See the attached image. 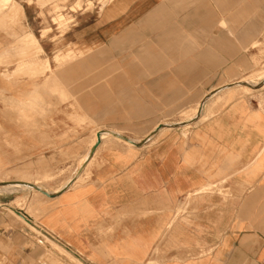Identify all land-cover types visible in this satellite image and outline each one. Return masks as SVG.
<instances>
[{
  "label": "crops",
  "instance_id": "obj_1",
  "mask_svg": "<svg viewBox=\"0 0 264 264\" xmlns=\"http://www.w3.org/2000/svg\"><path fill=\"white\" fill-rule=\"evenodd\" d=\"M21 17L0 20V103H21V125L0 105V171H76L100 129L137 142L101 137L32 213L0 193V264H43L16 214L79 264H264V81L231 85L264 67V0H114L65 49ZM195 101V120H159Z\"/></svg>",
  "mask_w": 264,
  "mask_h": 264
},
{
  "label": "rangeland",
  "instance_id": "obj_2",
  "mask_svg": "<svg viewBox=\"0 0 264 264\" xmlns=\"http://www.w3.org/2000/svg\"><path fill=\"white\" fill-rule=\"evenodd\" d=\"M113 2L114 0H0V20L4 23V25L10 22L15 26L21 22V15L27 12L31 17V25L35 30H39V35L41 36L40 39L42 41L50 44V40L56 39L55 43L57 44L58 48L65 49L67 47L65 40V35L67 32L70 33L71 36H73V34L74 36H77L76 28L78 26H80L81 24H85L88 21H92L94 18H91V15L95 16L98 13H102L103 9H105V7H107L108 5H111ZM27 7L28 9L26 11ZM31 35L33 36V34ZM20 39L18 40V44L21 45ZM22 43L28 49V52H30L31 57H34L35 55L39 54V52H42L39 47L38 41L34 42L30 35L25 37ZM18 57L21 60V54H19ZM256 65L258 66L259 63H257ZM43 71L44 66H42L41 72ZM254 72L255 71H252L250 74L241 78H249V76H251ZM18 73L19 74L17 75H21V68ZM255 80L256 83L260 84L264 81V77L260 79L256 76ZM254 91H249L247 93L242 91V93L239 95L251 94L254 93ZM197 103V101L186 102L185 108H180L179 106H175L174 103H171L170 113L171 115L175 116L159 120H162V122H179L185 120L193 113L192 108L195 107ZM2 104L4 105L5 109H8L7 111L18 115L16 121L21 125V103L1 102L0 105ZM221 104L222 102H219L218 105ZM220 109H217V111ZM1 134L3 133H0V143L2 142L3 138L5 144L8 145V147L12 148L14 146L12 141H15L13 139V136L7 133L3 135ZM32 171L33 169L29 167H21V165L13 166L9 169H3V171H0V177L10 179L21 177L28 178L32 181L37 180L41 182V185L49 187L51 189L49 190L50 192H57L61 188V186L66 183L65 179L69 176H73L72 174L75 171V166L59 167L57 171H53L52 173L44 172L43 174H40L39 172V174L36 176L33 175ZM88 177L89 172L85 173L81 183L85 182ZM74 178H71L70 182ZM0 193H3L7 196L11 206L19 207L20 209L25 208V210H27V212L29 213H32V201H30V198H32L31 193L33 197H43L39 194L37 195L34 191H31L29 189L14 190L11 192L0 191ZM29 193V196L23 197L24 195H28ZM16 215H14L15 219L17 221H20V223H22L21 225H25V227H28V229L31 230H29L30 233L28 231L26 236L31 238L32 241H38V243H40L42 250L41 261L43 264H79L78 261H75V259L69 257V255L66 253V251L70 252L74 256V258L77 259L73 252L57 242L53 243L49 241V239L45 237L47 236V234L39 229H37L38 231H36V229L23 222V220H27L21 214ZM21 218H23V220H21ZM51 240L55 241L54 239ZM192 254V252H189L190 256H192ZM6 262L7 261L4 260L1 262V264H6Z\"/></svg>",
  "mask_w": 264,
  "mask_h": 264
},
{
  "label": "bare ground",
  "instance_id": "obj_3",
  "mask_svg": "<svg viewBox=\"0 0 264 264\" xmlns=\"http://www.w3.org/2000/svg\"><path fill=\"white\" fill-rule=\"evenodd\" d=\"M30 37L32 38V40L34 42L37 41L34 36L30 35ZM256 76L259 77L260 79H262V77H264V68L263 67L260 70L259 69L258 70H255V72L251 76H249V78H244V79H242L240 81L231 83V85L233 84L232 87L233 86L236 87L234 89L233 96H238L239 94L242 93V91L247 93L249 91H254V90H257L258 88H262V87H260L261 83L260 84L256 83V80H255V77ZM226 86L228 87L229 85H225L223 87L226 88ZM225 103H226V101L224 103H222V105H224ZM202 107L203 106L198 105L196 107V109H195V113L193 115H190L187 119L182 120L181 122H187L188 123L189 121L195 120L193 118V116L195 114L196 115H199L198 113H200L199 111H200V109H202ZM164 126H167L166 123H161L158 127L159 128L160 127L163 128ZM99 133L101 134V137L110 136V137H113V138L118 139V140H121V141L129 142L128 140H125L123 138V136H125V135H123L122 133H120V132H118L116 130L114 131V130H110V129H100L98 132H95V135H94L93 142L91 144L90 150L87 153L88 155L84 156L79 161L78 166H77V169H76L75 173L72 176V178H74V177L75 178L71 182L69 180L64 185H62L61 188L57 192H55V193L50 192L48 188H46L44 185H41L40 184L41 182H39L37 180L32 181V180H30L28 178H21V177L20 178H15V179L0 177V191L11 192V191H14V190L29 189V190L34 191L37 194H41V195H43L45 197H54V196L59 195L60 193H62L63 191H65L67 188H69L70 186H72L73 184H75L76 181L79 179V176H80L79 174L81 173V171L83 170V168H85L86 165L89 163V161H90L93 153L96 150L95 149L93 151L94 147L98 143V134ZM149 137H150V135H148L144 140H147V138H149ZM127 138L131 142H137L134 139H131L129 137H127ZM36 187L39 188V189H37ZM21 220H23V218H21ZM23 221H25V220H23Z\"/></svg>",
  "mask_w": 264,
  "mask_h": 264
},
{
  "label": "water",
  "instance_id": "obj_4",
  "mask_svg": "<svg viewBox=\"0 0 264 264\" xmlns=\"http://www.w3.org/2000/svg\"><path fill=\"white\" fill-rule=\"evenodd\" d=\"M123 138H124L125 140H128L129 142H131L126 136H123ZM100 141H101V134L99 133V134H98V143H97V145L94 147L93 151L97 148V146H98V144H99ZM36 188H37V187H36ZM37 189H39V188H37Z\"/></svg>",
  "mask_w": 264,
  "mask_h": 264
}]
</instances>
